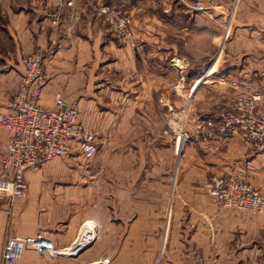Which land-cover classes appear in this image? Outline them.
<instances>
[{
    "label": "crops",
    "instance_id": "crops-1",
    "mask_svg": "<svg viewBox=\"0 0 264 264\" xmlns=\"http://www.w3.org/2000/svg\"><path fill=\"white\" fill-rule=\"evenodd\" d=\"M88 1L0 0V111L40 49L41 105L63 98L99 145L25 170L12 204L0 193V264H264V210L217 208L203 186L232 175L264 199V151L200 131L236 95L259 94L264 112V0H101L129 12L133 45ZM37 233L60 251L90 238L76 254L27 247L2 262L7 236Z\"/></svg>",
    "mask_w": 264,
    "mask_h": 264
},
{
    "label": "built area",
    "instance_id": "built-area-1",
    "mask_svg": "<svg viewBox=\"0 0 264 264\" xmlns=\"http://www.w3.org/2000/svg\"><path fill=\"white\" fill-rule=\"evenodd\" d=\"M87 6L122 43L133 45L132 19L124 8L101 0H89ZM204 8L200 1L192 6L194 11ZM45 59V53L40 49L22 58L23 72L17 91L7 102L10 112L0 111V128L10 132L1 162L4 178L0 179V193L10 204L15 198L24 195L27 188L25 170L37 171L48 160L68 155L73 148H77L87 158L96 153L95 136L81 124L78 112L72 105L60 97L55 98V107L52 109L41 105L46 80ZM260 99L257 93L231 97L220 112L204 121L200 131L205 138L215 140L239 133L246 142L264 151V112L258 107ZM203 186L217 208L250 213L264 210V199L260 192L235 176L213 177ZM89 238L86 233L83 241L76 243L70 250L60 251L41 233L7 236L2 246V262L8 263L20 258L27 247L48 256L62 252L76 254L89 243ZM108 263L109 259H104L100 264Z\"/></svg>",
    "mask_w": 264,
    "mask_h": 264
},
{
    "label": "rangeland",
    "instance_id": "rangeland-1",
    "mask_svg": "<svg viewBox=\"0 0 264 264\" xmlns=\"http://www.w3.org/2000/svg\"><path fill=\"white\" fill-rule=\"evenodd\" d=\"M196 1H198V0H196ZM196 1H195V2H196ZM126 11H127V10H126ZM127 12H128V11H127ZM128 13H129V12H128ZM130 16H131V15H130ZM131 19H132V18H131ZM99 139H100V138H99ZM95 143H96V140H95ZM98 147H99V145H97V143H96V153H97V151H98ZM96 153H95V154H96ZM101 155H102V154H101ZM3 244H4V243H3ZM82 249H83V248H82ZM84 250H85V249H84ZM78 252H79V251H78Z\"/></svg>",
    "mask_w": 264,
    "mask_h": 264
}]
</instances>
